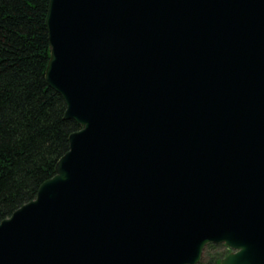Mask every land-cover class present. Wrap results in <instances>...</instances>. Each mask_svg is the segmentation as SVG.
<instances>
[{"label":"water","instance_id":"95a60500","mask_svg":"<svg viewBox=\"0 0 264 264\" xmlns=\"http://www.w3.org/2000/svg\"><path fill=\"white\" fill-rule=\"evenodd\" d=\"M46 26L81 129L0 264H264V0H50Z\"/></svg>","mask_w":264,"mask_h":264},{"label":"trees","instance_id":"16d2710c","mask_svg":"<svg viewBox=\"0 0 264 264\" xmlns=\"http://www.w3.org/2000/svg\"><path fill=\"white\" fill-rule=\"evenodd\" d=\"M49 4L0 0V224L36 199L81 129L46 79Z\"/></svg>","mask_w":264,"mask_h":264},{"label":"rangeland","instance_id":"374dc122","mask_svg":"<svg viewBox=\"0 0 264 264\" xmlns=\"http://www.w3.org/2000/svg\"><path fill=\"white\" fill-rule=\"evenodd\" d=\"M224 253H226V248L223 245H209L204 251L201 263L202 264H214L215 261H217L216 260L217 258L222 257V259H224L230 254L228 253V254L223 255Z\"/></svg>","mask_w":264,"mask_h":264}]
</instances>
